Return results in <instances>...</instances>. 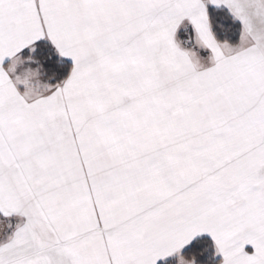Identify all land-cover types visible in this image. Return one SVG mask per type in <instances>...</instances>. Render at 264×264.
<instances>
[{
	"label": "snow or ice",
	"instance_id": "obj_1",
	"mask_svg": "<svg viewBox=\"0 0 264 264\" xmlns=\"http://www.w3.org/2000/svg\"><path fill=\"white\" fill-rule=\"evenodd\" d=\"M0 264H264V0H0Z\"/></svg>",
	"mask_w": 264,
	"mask_h": 264
}]
</instances>
